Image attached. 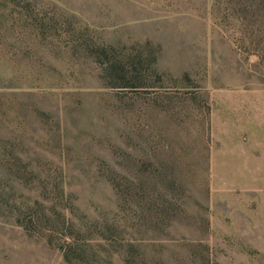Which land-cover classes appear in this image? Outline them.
Listing matches in <instances>:
<instances>
[{
	"label": "rangeland",
	"instance_id": "1",
	"mask_svg": "<svg viewBox=\"0 0 264 264\" xmlns=\"http://www.w3.org/2000/svg\"><path fill=\"white\" fill-rule=\"evenodd\" d=\"M0 264H264V0H0Z\"/></svg>",
	"mask_w": 264,
	"mask_h": 264
}]
</instances>
